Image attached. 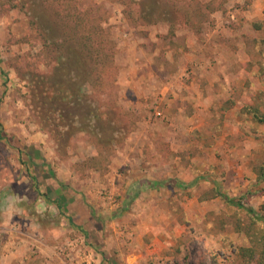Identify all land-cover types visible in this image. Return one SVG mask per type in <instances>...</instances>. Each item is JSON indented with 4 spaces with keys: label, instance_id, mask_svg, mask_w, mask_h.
Masks as SVG:
<instances>
[{
    "label": "rangeland",
    "instance_id": "obj_1",
    "mask_svg": "<svg viewBox=\"0 0 264 264\" xmlns=\"http://www.w3.org/2000/svg\"><path fill=\"white\" fill-rule=\"evenodd\" d=\"M251 1L227 0L195 34L163 0H0V252L25 249V239L38 255L39 240L68 238L73 264H264V180L257 177L264 125L241 113L244 106L264 111V16L246 19ZM66 2L106 17L117 107L111 122L93 128L85 120L93 132H74L61 147L38 125L40 111L27 94V81L47 74L54 58L28 17L31 6L44 17L50 8L63 12ZM145 16L157 21L147 24ZM217 26L228 69L241 51L242 87L192 114L177 86L179 66L191 57L186 44L204 43ZM171 85L174 91L165 88ZM82 203L94 211L86 236L69 223L83 220ZM49 241L46 250L56 245ZM114 249L117 256L107 251Z\"/></svg>",
    "mask_w": 264,
    "mask_h": 264
},
{
    "label": "trees",
    "instance_id": "obj_2",
    "mask_svg": "<svg viewBox=\"0 0 264 264\" xmlns=\"http://www.w3.org/2000/svg\"><path fill=\"white\" fill-rule=\"evenodd\" d=\"M117 1L125 4V0ZM226 1L220 0L219 4L215 5V0H163L164 5L174 13L176 21L190 28L195 34L201 32L203 25L209 22V15L220 10ZM66 6L68 7V3ZM95 9L99 10V7ZM29 11L30 29L40 33L45 49L48 53H54V58L47 74L32 75L35 83L34 80L27 81V94L40 111L37 114L38 125L49 129L52 138L63 147L68 135L81 131L93 132L84 126L85 120L92 121L93 128L103 121H112L110 114L113 113L112 109L117 107V98L113 94L117 71L114 62L115 45L111 40L109 28L102 24L106 17L104 14L95 15L93 7H89L85 12L76 10L75 7L63 9V12L50 8V12L44 17L36 12V5L31 6ZM149 17H144L147 24L157 21L147 20ZM169 25L174 28L175 23ZM0 73L2 74L1 69ZM85 84L90 87L89 94L83 93ZM83 102L84 107L81 105ZM101 106H104L106 111H102ZM229 107H232V102ZM241 113L250 116L253 122L264 125V111H260L258 107L244 106ZM59 119L66 122L59 125ZM125 131L127 133L131 129ZM99 143L100 140L92 142L97 147ZM111 143L103 147L114 145L113 140ZM89 161H93V167H97L96 159L91 158ZM30 177L34 190L40 193L35 178ZM257 177L264 180V167L259 168ZM218 195L216 190L211 197ZM54 203L60 209L58 200L55 199ZM260 209L264 222V202ZM69 221L70 226L83 233L82 228ZM240 251L250 252L249 249Z\"/></svg>",
    "mask_w": 264,
    "mask_h": 264
},
{
    "label": "crops",
    "instance_id": "obj_3",
    "mask_svg": "<svg viewBox=\"0 0 264 264\" xmlns=\"http://www.w3.org/2000/svg\"><path fill=\"white\" fill-rule=\"evenodd\" d=\"M257 7L259 8L257 9ZM262 11L263 0H252L249 8L247 11L243 12V15L246 19L252 15H257V17L261 18L264 16ZM221 30L220 26H217V30L208 34L209 38H212L207 39L204 43L194 42L193 44H186V47H190V51L188 52L189 54H187L191 55V57H189V62H186V64L183 65L184 62H182V65L180 64L178 74L179 77H176V81L177 86L182 89V95L180 97L184 96L182 99H185L184 101H187V103L192 105V114L195 112L197 113L198 111H209V107H211L210 100L235 95L237 90H239V87H242L240 82V77L243 75L240 71L243 64L242 57L240 56L241 51L237 53V56L233 57V61L228 69L225 66V61L221 57L220 52L221 49L225 48V45L215 40L219 37L218 35L222 33ZM240 72L242 74L241 76H239ZM166 87L167 89H170V91H174L172 90V85L169 87L165 86V88ZM177 111H182V108L178 107ZM170 126L176 128L174 125ZM169 141L171 146L176 145L178 147L174 139ZM60 186L62 187L61 184ZM77 206H79V204H77ZM84 206L87 207L86 210L83 207V203L81 208L79 207L81 211H84H82L83 220L81 221L78 218L73 220L76 225L83 229L84 235L86 236L88 235L86 227L88 224L91 225L93 222V219L91 218L94 217V211L93 207H88L86 204H84ZM49 240H51V243L56 244L53 246L52 250H46L48 248L47 243L50 242ZM22 241H24L23 246L26 247L25 249L21 250L19 247V249L13 253H7V250L3 253L0 252V264H29L30 260H32L35 264H42V260H44L47 264H73L72 257H69V255H73V252H69L68 247L71 244H69L70 241L68 238H64L62 240L61 238H57L55 241H52V239L49 238H45L43 241L39 240V243L41 244L38 246L36 243L38 255L29 254L30 247L34 245V242L30 240L27 241L25 239H22ZM25 242L28 244H25ZM41 245L43 246V249ZM62 247L63 249H60ZM60 250L65 251V254H59ZM107 251L112 253V255L117 256V249ZM104 252L106 253V251ZM73 257H76V254L73 255ZM38 259H40V261Z\"/></svg>",
    "mask_w": 264,
    "mask_h": 264
},
{
    "label": "built area",
    "instance_id": "obj_4",
    "mask_svg": "<svg viewBox=\"0 0 264 264\" xmlns=\"http://www.w3.org/2000/svg\"><path fill=\"white\" fill-rule=\"evenodd\" d=\"M231 18H233V15L231 16Z\"/></svg>",
    "mask_w": 264,
    "mask_h": 264
}]
</instances>
